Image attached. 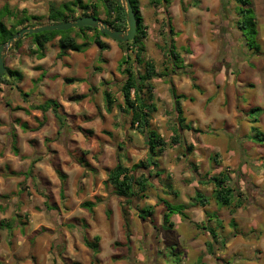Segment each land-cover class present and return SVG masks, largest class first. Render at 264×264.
<instances>
[{
	"label": "rangeland",
	"instance_id": "obj_1",
	"mask_svg": "<svg viewBox=\"0 0 264 264\" xmlns=\"http://www.w3.org/2000/svg\"><path fill=\"white\" fill-rule=\"evenodd\" d=\"M68 1L72 0H0V9L4 4H7L8 10L13 16H26L28 19L37 17L44 24L47 22L46 16L51 6L56 7L60 3ZM83 1L86 2V0ZM90 1L95 2V0ZM142 1L146 5L148 4L146 2L147 0ZM226 1L228 3L227 7L235 12L236 4L234 0ZM250 1L253 5L255 4L257 6L261 14V20L264 21V0ZM172 2L173 4H177L176 0H172ZM157 8L161 7L158 6ZM147 11L145 15L146 20L149 23L153 22L154 16L158 15L157 12L153 14V10L149 8H147ZM173 14L172 12V16ZM219 15L220 13H214V20L209 22L207 28L205 27V30L208 32L207 34L210 36V42L199 43L198 45L195 43L193 45L188 44L184 39H177L179 38L178 36L175 37L177 39L175 45L176 50L182 53V63H177V65L183 67L182 70H176V74H171V65L166 55L164 44V36L167 28H163V25L161 26L162 23L159 22V38L157 39V43L154 45L151 42V38L142 43L145 49L143 51L144 58L154 59L156 61V69L159 72L170 74L169 78L172 80L175 91L179 94L186 93L195 97L194 102H191V105L189 104V108L187 106L188 104L186 105L187 101H182L184 110L188 108L185 115L190 119V122L187 125H192V127L190 129L184 128L180 130V142L177 145H171L169 141L171 136L175 134L176 126L174 122L176 117L172 109L169 85L165 77L156 78L155 96L157 97L156 103L158 104V111L152 115V127L160 130L163 139L168 145L163 153L152 157L153 161L156 162V166H152L151 168L153 172L150 178L152 186L149 187L147 196L153 200L158 196L162 197L176 208L182 209V207L186 206L188 209L184 213L187 216L184 218L183 213H176L177 218L176 216H172L170 219L176 227H163L161 225L163 223L162 215L164 213V205L160 204L161 207H155L152 215L145 214L143 217L144 219L151 217L157 225L152 226L148 221H142L137 216V211L146 206L142 198H139L140 196H134L130 204L117 202V206L119 207L120 203V209L127 212V221H129L128 243L123 244V242H120L124 241L121 236L117 238L119 240L116 242L111 240L110 243L103 247L107 254H101L99 258H95L89 249L90 264H226L227 262L234 264L235 261L237 264H264V253L258 245L259 236L264 231V219L257 224L256 229L253 228L257 218L253 216L255 211L251 203L252 198L248 202V192L249 188L253 191L255 188H251L250 182L245 181V176L240 173L238 167L239 147L237 141L234 138H230L231 135L233 136V133L235 137L238 134L244 133L247 135L240 142L244 144V142L250 141L255 145L254 150H248L245 147L242 149L243 155L249 154V156L246 155L248 161H244L242 167L246 168L249 165L247 162L251 163L250 161L257 163V166L259 164H263L262 167L264 166V56H262V53H264V26L257 32V35L255 33L251 34V30L246 29L243 31V37H241L236 29L226 26V22L222 18L218 19L217 17ZM98 18L101 20L105 18L101 3H99ZM225 18L229 20L231 17L225 16ZM32 21L30 19L28 23ZM229 21L232 23L235 20L231 18ZM198 29L201 30L200 28ZM87 37L91 40L92 33L88 32ZM244 40L248 45L252 46L251 52L249 51V47L245 45ZM77 41L80 43L81 39ZM29 47L33 46L30 40L25 38L19 49L8 48L5 57L6 67L18 71L28 68L29 65L25 62L26 57L30 58V60L34 58L28 56ZM92 47L97 54L95 51L74 53V56L71 58L67 57L71 66H56L59 70L57 72L58 74H64L66 77H78L80 74V76L85 77L88 84L86 81H83V83H86L84 85L85 89L82 91L86 96L84 100L77 103V105L69 102V104L65 105L66 111L62 108L65 128L63 131L61 130L60 134H55L54 139L59 140L61 137L64 138V136L75 137V148H78L79 151L88 149L86 151L90 152L91 155L98 154L99 148H101L104 142L120 145L118 156L122 157L121 162L130 168L132 165L145 161L147 158L145 137L135 130H129V116L120 112L118 108L113 107L111 112L106 113L104 111V101L101 93L102 86L107 87L114 100L119 103L122 102L120 87L125 75L121 73L119 67L121 53H115L111 50L107 52V58L101 62L97 47L93 45ZM189 47L195 52V56L191 59L188 58L190 52L187 55L185 52L188 49L192 51ZM46 49L47 57L50 58L58 49L57 40L47 44ZM257 52H259L258 55H256ZM242 54L246 56L243 60H251L249 62L247 61L248 63L246 64L248 72L244 70H240L239 72L240 75L249 76V78L243 81L245 87L240 89L238 96L236 92L232 91L231 93L229 86L232 80H234V83L238 80L236 77V68L242 61L240 59V55ZM15 59L17 60V66L14 64ZM56 60L57 58L54 57L50 61H54L55 65ZM45 64L47 66L48 63L46 62ZM97 67L100 70H96ZM124 67H127V65L122 66V68ZM50 68L48 67L47 70ZM89 72L91 76H88ZM190 74H193L196 78L194 83L199 86L197 90L191 88L193 82L190 80ZM58 77L59 75H57ZM45 81L46 83L43 84L44 80L40 75L36 80L24 81L23 88H20V90L21 92L24 91L25 93L36 95V102H42L44 100L40 89H42L43 93L47 94L46 99L51 98L58 102L63 101V97L68 93L71 94L73 87L78 86L82 90L81 84H78L80 82L74 83L75 85L73 87L68 84L56 85L57 87L55 88L58 90H54L55 88L51 90L49 85L52 80L50 77H47ZM46 84H48V92L45 87ZM237 96L240 104L244 108L245 104L249 102V109L247 111L234 108L232 101ZM15 99L14 97L4 96L3 100L0 101V117L2 116L5 119L6 125L13 117L12 110H7L4 106V101L7 100L9 103L8 108H15L18 106L14 101ZM29 101L27 99V106ZM33 103L34 101L31 100L29 105H33ZM258 106L262 108V113H259V111L250 112V109L253 107L257 108ZM18 112L21 116L26 117L30 127L32 126L38 129V121L42 119L39 112H36L37 116H34L32 112L29 114L23 113L22 111ZM50 114L47 113V118L48 116L51 117L48 119L49 123L47 122L48 120L46 121L47 128L37 130L35 138L31 136L29 140V144L38 154L43 152L48 154L49 151L47 143L50 140L44 141V139L52 135L53 131H55L53 124L50 122L52 120V115ZM194 130L199 132H194ZM226 133H228V137ZM199 135L202 136L200 140L197 139ZM4 143V149L1 147L0 149L2 151H0L9 152L8 149L10 147H8L9 141L7 138H5ZM187 145H192L193 147L190 153L186 150ZM72 151L77 156L78 153H76V150ZM109 151L111 152H109V155H106V159L100 161L99 175L97 178L94 176L90 179V185L94 183L95 187L98 186L100 192L104 193L108 200L113 196L112 188L111 186L105 185L102 179H106L108 171L114 167L116 158H118L116 151L112 153V148ZM34 154L31 159L35 158ZM46 154L42 155L41 162L43 163L47 162L48 158ZM91 155L88 154L86 156L87 161H91ZM4 158L5 164L11 166L13 163L18 162L16 158L10 157L9 155L4 156ZM55 158H57V161L54 160L52 164L62 165L64 168V153H62V156L59 154ZM109 164L110 166H108ZM24 165V162L19 163V166L22 167L21 171L25 170ZM19 166H16V168ZM153 167H157V169L159 167L161 170L159 174L164 172V175L162 174V177H156V169H153ZM193 167L197 169V173L202 177L206 175H218V173L222 172L229 177V183L237 182V191L243 195L245 202L243 210L238 213L233 205L230 208L219 207L211 196L213 189L211 184L201 185L197 183L196 188L189 186L195 180L192 172ZM29 173L31 174L32 172L28 171ZM28 174H26V178L19 180L22 182H17V180L16 182L15 180L12 182L6 181V194L9 195V199L4 203L6 205V211L2 215L7 217L4 219L11 220L12 231L9 233L8 231L4 232V228H0V243L3 250L7 252L6 254L12 256V260L8 257L4 258L9 261V264H38L34 262V259L29 261V258L32 257L31 252L34 242L38 243V241H41L38 237L52 239L51 244L48 246L50 248H47L46 252H50L54 257H60V254L64 252V245L66 246L67 242L76 244L77 240H82L83 236L74 230H67L68 234L64 236V223L61 225L63 226L61 227V231H58L55 226L53 230L46 231L43 229L38 231L36 235L39 236H34L33 233H30L28 215L22 214V212L23 210L30 209L32 197L34 195L40 196L42 192L36 188L37 186L33 179L30 185L28 184V176H30ZM38 174L40 175V173ZM77 179L79 180V177ZM254 179L256 178L254 177ZM17 183H20V185L18 186ZM162 183H164V186L171 184L169 187L171 190L166 189L168 193L159 190L163 187ZM90 185L88 184L89 187H91ZM32 189H34V192H32ZM172 189L176 194L172 193ZM195 191H200L201 194L208 198L209 203L207 208L211 211V214H217L221 217L223 222L219 227H216V222L214 221L208 224L209 227L211 225L215 229V234H218V238L214 239L215 251L213 250V254L210 255L211 257L209 256L211 254L210 251L204 245V237L202 235L204 230L201 228L206 223L205 219L207 218L199 212L202 211L201 208L191 206L193 202L190 200L194 196ZM261 191H264L263 186H261ZM181 204L182 207H180ZM60 205L62 206V203ZM113 208L115 212L108 222H111L113 220L112 218L117 216L116 202H114ZM194 208H198V210ZM16 211H18V214H15ZM231 211L235 212V224L229 220L230 216H232ZM33 226L34 222L31 221L30 227L32 228ZM144 230H147V232L144 233ZM92 232L95 233V230L90 231L88 240L94 243L96 242L93 239L95 234ZM156 232H160L162 235L160 242L155 238ZM233 235H236V238L232 241V244L228 248H224L223 240L225 239V242H228ZM206 237L208 238V236ZM114 248L117 253V260L114 258L116 255L113 256L112 254L114 253ZM5 252L3 256H5ZM221 252L226 256L220 257ZM13 253H17V255ZM163 256L166 257L165 260L164 258L162 259ZM4 259L2 264H6ZM15 261H18V263ZM177 261H180V263H177ZM63 262L64 264L66 263L65 261Z\"/></svg>",
	"mask_w": 264,
	"mask_h": 264
},
{
	"label": "crops",
	"instance_id": "obj_2",
	"mask_svg": "<svg viewBox=\"0 0 264 264\" xmlns=\"http://www.w3.org/2000/svg\"><path fill=\"white\" fill-rule=\"evenodd\" d=\"M176 1H177V4H173L172 0H170L168 5H165V3L162 2L161 4L155 6V5L150 3V0H147L146 1V2H148V4H147L148 6H147L146 3H144V1L138 0V2H139V13L143 19L144 26L147 28L146 29L147 34H146V37L142 40L141 46H142V43L144 41H147L150 38H151V42L154 45L157 43V39L159 38V35H158L159 22L162 23L165 16H168L170 21H171V26L173 28V33H174L173 34V40H174L175 45H176L177 39H184L187 41L188 44H193V45H195V43L198 45L199 43L210 42V36L207 34L208 32L205 30V27L207 28V26L209 25V22L214 20L215 17H213V14L218 13L219 8H220L219 0H176ZM158 6H160L161 8H157ZM249 6L254 12V16H255V19L257 21V27L256 28H257V32H258L261 29V27L264 26V24H263L264 21L261 20V16H260L261 14H260V11L258 10L257 6L255 4L253 5L252 2L250 3ZM147 8H149L150 10H153V14L156 12L158 14V15L154 16L153 22H150V23L146 20V17H145L146 13L148 12ZM172 12L174 13L173 16H172ZM225 16L231 17L233 20H236L237 19L236 13L227 7L225 9L224 17H222L220 15L217 17L218 19L222 18V20L224 22H226V26L236 29L234 26H232L231 21H229L231 18H229V20H228L227 18H225ZM175 22H177V23H175ZM228 22H230V23H228ZM198 28H200L201 30H199ZM236 30L239 32L240 36L242 37V33L238 29H236ZM176 36H178L179 38L176 39L175 38ZM100 39L102 42H104L105 44L108 45V49H106L104 51H99V53H98L101 62H103V59L107 58L106 54H107V52H109L111 50L114 51L115 53H117V52L121 53V57H122V52L120 51L116 41H113L111 39H107L105 37H102ZM92 45H89L85 51H87V52L93 51L94 52L95 50L93 49ZM93 46H95V45H93ZM142 48H143V51H145L143 46H142ZM46 50H45L44 56L41 59H37L34 57L32 59L33 60L32 61V60H30V58L26 57L27 59L25 62L29 65V67L26 68L25 70L22 69L19 71L21 76H22V80L19 82H16V86L19 89L20 88L22 89L24 81L36 80V79H38V77L40 75L43 77V80H44L43 84L46 83L45 79L47 77L48 78L50 77V79L52 80V81H50V85H49L51 87V90H53L55 87H57L56 85L60 86V85L68 84V85H71V87H73L75 85L74 83L80 82L78 84L79 85L81 84L82 90H80L78 86L73 87L71 94L68 93L67 95H65L62 99L63 101L58 102L56 100L58 105H59L58 111L60 114H62L64 116V113L62 112V108L66 111L65 105L69 104V102L77 105V103L81 102L82 100H84L86 98L85 93H83L82 91H84V89H85L84 85H86V83L88 84V82L85 79V77L80 76V74H79V76H78L79 78H78V77H69V76L66 77V76H64V74L61 75V74L57 73L59 70H58V67H56V66H60V65L64 66V67L65 66H71V63L69 62V60H67V57L71 58L72 56H74V53H76V52L69 51L61 59H57L56 64L54 65V61H50V60H52V58L56 57V53H58V49H57V51H55L53 53V55L50 58L47 57V51ZM85 51L79 52V53H85ZM177 51L180 53V57H182L181 56L182 53L179 50H177ZM249 51L251 52L252 50H249ZM185 52H186V55L189 54V52H190V54L188 56L189 59H191L195 56V52L193 50L189 51V49H188V51L185 50ZM96 54H97V52H96ZM258 54H259V52H257L256 55H258ZM142 56L144 58V53H142ZM262 56H264V53H262ZM47 58H48V60H47ZM146 60H152L156 64V61L154 59L148 58ZM247 61L248 60L245 59V60H242L240 64H238V66L236 68L237 69L236 77L238 78V80H236V83H234V80H232L231 84L229 86L231 93H232V91L236 92L238 94V96H239L240 89L245 87L243 81L248 80V78H249V76L246 77L245 75L239 74L240 70H244V71L248 72V67L246 64L249 61L248 62ZM14 62H15L14 64L17 66V63H16L17 60L16 59L14 60ZM46 62L48 63L47 66H45ZM48 67H51V68L49 70H47ZM81 74H82V72H81ZM93 74H96V73H93ZM57 75H59L58 78H57ZM88 76H91L90 72L88 73ZM190 76H193L194 79L196 80V78L193 74H190ZM156 78H161V77L157 76L152 80V83L154 85V101L155 102H156V98H157L155 96ZM83 81H86V83H83ZM105 83H107V82H105ZM105 85H107V84H105ZM47 86H48V84L45 85L46 90L48 92L49 88H47ZM104 88L105 87L102 86L101 93L103 92ZM191 88H192V86H191ZM56 89L57 88H55L54 90H56ZM227 89H228V87H227ZM40 93H42L43 98H44L43 101H45L47 98V96H46L47 94L43 93L42 89H40ZM180 94H185L188 97L187 99H185L183 101H187L186 105L188 104L187 106L189 108V106L191 105V102H194L195 97L192 95L186 94V93H180ZM82 95H83L82 98H77L78 96H82ZM4 96L16 98L14 101L18 104V107L26 109L28 111L27 112L28 114L30 112H32L34 114V116H37L36 112H39L41 114V117H42L41 111L30 109L28 107V106H30L29 104L31 103V100L34 101L33 105L43 103V101L42 102H36V100H37L35 98L36 95H34V94L31 95L29 93V97L26 98V100H22L21 97L16 93V91L9 89L7 86H5L3 84H0V101L3 100ZM238 96L236 98H234V100L232 101V104H234L233 105L234 108H236V109L239 108V110H241V111H247L249 109V105H248L249 102L247 104H245V108H244L240 104ZM102 97H103V95H102ZM27 99L30 100L28 102V106L26 105ZM112 99L114 100L113 97H112ZM234 101H235V103H234ZM4 103H5L4 106L7 108L8 111L12 110L13 119H10V121L6 125L5 119H3L2 116L0 117V134H1L0 148L3 147V149H4L5 138L8 139V141H9L8 147H10L9 131H10V128L12 127L14 130V133L16 135L15 145H16V148L18 150V153L14 154L11 151V148L8 149L9 152H5V151L1 152L2 150L0 149L1 150L0 151V195L7 193L6 181L12 182L15 180V182H16V180H17V182H22L19 180L20 179L23 180L24 178H26V174L28 172L30 162L32 160H34L36 157H40L39 160L33 164V167L31 168L32 173L28 174V175H30V176H28V180H29L28 184L30 185L31 180L33 179L36 183V186H37L36 188L39 189L40 192H42V194H40V196L34 195V197H32V201H31L32 205H31L30 209L23 210V212H22V214L28 215L30 233H33L34 236H39V235H36V233H38V231L43 230V229L46 231L47 230H53V228L55 226H56L58 231H61V227H63L61 225H63V223H64V231H63L64 236L68 234L67 230H74V231H77L81 236L82 235L85 236L88 240V236H89L88 234H90V231H92L94 229L95 233H93V232L92 233L95 234L94 237H96V236L98 237V240H97L98 242L97 241L94 242L96 245V250H97V252L94 255L95 258H99L101 256V254H107V253H105L106 251H104L103 247L106 244L110 243L111 240L116 242L117 240H119L117 238H119L120 236L124 240V241H120V242H123V244H125V243L127 244L128 238H129V233H128L129 221H127V212L120 209V203H119V207L117 206L118 205L117 202L123 203L122 198L117 197L114 194H112L113 196L110 197L108 200L106 198V195H104V193L100 192L98 186L95 187L94 183L92 185H90V179L94 176H95V178H97V176L99 175L98 170H99V166H100V161L103 159H106V157H107L106 155H109V152H111L109 150H111V148L113 150L112 153H114L115 151L117 152L116 156L118 158H116V161H117V159L120 160V162L122 161V157L118 156L119 146L116 144L115 145L112 143L107 144L104 142L102 144L101 148H99L98 154L95 153V154L91 155L90 152L86 151L88 149H82V151H79L78 148H75V146H76V144L74 143L75 137H69V136L66 137L63 135L64 138L61 137V139H59V140L54 139V136L57 132V126H56L57 120H56V117L54 116V113L51 110H48L44 113L45 122L40 128L36 129V127H32V126L30 127L28 125L26 117L21 116L20 113L18 112V111H22L23 113H26V112H24V110L19 109L18 111H16V110H13L14 108H8L9 103L7 102V100L4 101ZM119 104H120L119 102H116V100H114V102L111 106V110L113 107L118 108L117 105H119ZM156 105H157V111H158V104L156 103ZM181 106H182V102H181ZM257 108L261 109L259 111V113H260L262 111V108L260 106H258ZM187 109L184 110V107H182L183 116L185 118V124L186 125L189 124V122H190V119L187 118L185 115V113L187 112L186 111ZM111 110H110V112H111ZM14 111H16V112H14ZM104 111L106 113H109L106 111L105 105H104ZM47 113H51L50 115H52V120H50V122L53 124V128L55 131H53L52 135L47 136L45 138V139L50 140L47 143V148L49 149L48 154H46L44 152L38 154L37 151H35L31 147V145L29 144V140H30L31 136H34V138H35L37 130L39 131L41 129L47 128V122L49 123L48 119L51 118L49 116L47 118ZM152 118H153V116H151V119H150L151 126H152ZM16 119H18V122L14 121ZM129 120H130V118L128 119V121ZM190 127H192V125H190ZM153 129L159 134L160 137L163 138V135L160 133V130H157L155 128H153ZM129 130H132V129L130 128ZM125 134H126V132H125ZM226 135L228 137V133H226ZM246 135L247 134L241 133V134H238L237 137H235V135L233 133V136L231 135L230 138L231 139L234 138L237 141V145L239 147L238 148L239 149L238 151H240L239 156H238V167L240 169L239 171L241 174H243L245 176L244 177L245 181L250 182V185L252 186L251 188H255L254 191L250 190V188H249L248 202L250 201V198H252L251 203H252L254 211H255L253 213V216L257 218V220L255 221V224L253 225V228L256 229L257 224L260 223V221L264 219L263 218L264 217V191H261V186L264 187V185H263L264 184V169H261V168H264V166L262 167L263 164H259L257 166V163L250 161L251 162L250 164H252V166L249 164L246 168L242 167L243 162H241V160H240V153H241L242 149L245 147L248 150L249 149L254 150V147H255V145L250 141L244 142V144H242L240 142V141L244 140V136H246ZM201 137L202 136L199 135V137L197 139L200 140ZM45 139H44V141H45ZM72 150H76V153H78L77 156L74 154V152ZM231 150H233V149H231ZM62 153H64V168L62 167V165L52 164L54 162V160L57 161V158H55V157L58 156L59 154L62 156ZM33 154L35 155V158L31 159ZM45 154H46V157L48 159H47V162L43 163V162H41L42 161L41 159H42V155H45ZM88 154L91 155L90 156L91 161L86 160V156ZM6 155H9L10 157L12 156L13 158H16L18 160V162L16 161L17 163H13L12 166L9 164H5L4 156H6ZM244 155L249 156V154H244ZM103 156H105V157H103ZM20 162H24V164H25L24 165L25 166L24 171H21L22 167L19 166ZM85 163L87 164V166L84 165ZM121 163L125 166V164L123 162H121ZM16 166H19V167L16 168ZM108 166H110V164ZM154 169H156L155 172L158 173V175L156 177H159L162 174L164 175V172L159 174V172L161 171L159 169V167H158V169H157V167ZM56 170H58L59 173L64 176V179H60L58 177V175L56 174ZM13 172H15V173L21 172L23 174L15 176V175H12ZM38 173H40V175ZM78 177H79V180L77 179ZM254 177L256 179H254ZM102 180L105 181L104 178ZM88 184L91 187H89ZM17 185L19 186L20 183L19 184L17 183ZM105 185L111 186L108 184H105ZM162 186L163 187H161L159 190L166 193L167 192L166 189H169L171 184H168V185L166 184L164 186V183H162ZM189 186L194 187V188L197 187L196 178H195V180H193V182L190 183ZM8 187H10V186H8ZM111 188H112V186H111ZM61 189L63 191L62 197H60V190ZM148 190H149V188H147V190L144 192V196L141 198L146 205L145 207H147V206L152 207V210H151L152 213L150 214V215H152L155 207L160 208L162 205V204L160 205L157 202L158 198H161V199H164V198L158 196L156 199H154L155 200L154 201L153 199L148 198V196H147V194L149 193ZM169 190H171V189H169ZM32 192H34V189H32ZM172 192L174 194H176V192L173 191V189H172ZM198 192H200V191H198ZM112 193H113V188H112ZM164 200H166V199H164ZM166 201L168 202V200H166ZM83 202H92L93 206H92L91 210H89L86 207H82L80 204ZM114 202H116L117 216L115 218H112L113 220L111 222H108L109 220H111V216L115 212L114 208H113ZM61 203H62V206L60 205ZM208 203H209V201H208ZM244 203L245 202H243L239 207H235V210L238 213L243 210ZM104 205H106V206H104ZM2 206H3V209L0 210V221L4 218H7V217H4L2 215V213L6 211L5 210L6 205L3 203ZM180 207H182V204L180 205ZM207 207H208V204L205 207H199L198 206V208L202 209V211H199V212L201 214H204V216H205V212L211 214V211ZM198 208H194V209L198 210ZM228 208H230V207H228ZM187 209L188 208L182 210L184 218H185V216H187L184 213L185 210H187ZM107 211H109V214H106ZM164 211H165V207H164ZM231 212H232V214H231L232 216H230L229 220L232 221L233 224H235V222H236L235 221V214H234L235 212H233V211H231ZM123 213L126 214V222H127V229L126 230L124 229V226H123V222H124L123 221ZM137 213H138V211H137ZM15 214H18V211H16ZM9 215H10V213H9ZM172 216H176V215L173 214ZM214 216H216V218L221 221L220 225H222L223 222H222L221 217H219L217 214H214ZM171 217L169 218V221H171L170 220ZM139 218L142 221H148L150 223V225H152V226H157L155 221L151 217H148L146 219H144L143 217H139ZM176 218H177V216H176ZM205 220H206V223L204 225L207 227V230H204V233L202 234L204 237V245H206L205 247H207V243H211L212 250H214V243H215L214 239L218 238V234H215V229L211 225L209 227L208 224L211 223L212 221L216 222V220L213 217H211L210 219L207 218ZM31 221L34 222V226L32 228L30 227ZM171 223H172L171 228H175L176 226L173 224L172 221H171ZM215 224H216V227L220 226V225H217V222ZM161 226H163V223ZM82 230H83V233H82ZM5 231L6 232L8 231V233H9L10 231H12V228L10 230L4 229V232ZM145 232H147V230H144V233ZM126 233H127V238H126ZM260 233H261V231H260ZM204 234L206 236H208V238ZM213 234H215V238H213ZM152 236L155 237L154 235H152ZM94 237H93V239H94ZM180 237H182V236H180ZM38 238L41 239V241H38V243L34 242L33 247H32V252H31L32 257L29 258V261H32V259H34V262L38 263V264H64L63 261L66 262L65 264H90V259H89L90 253L88 255V252H90V251H89L88 246L84 245V243L82 242L83 240H77L76 244H73V242H67L66 246L64 245V247H65L64 252L62 254H60V257H57V256L54 257L50 252H46L48 246L51 244L50 242L52 241V239H45L42 237H38ZM155 238H157L158 242H160V239H162L161 233L156 232ZM235 238H236V235H233L228 242L227 241L225 242V239H224L223 240V242H224L223 247L228 248L232 244V241ZM88 241H90V240H88ZM258 245L260 246L261 251L264 253V251H263V249H264V231L259 236ZM4 252L5 251L1 247V243H0V264H2L3 259L5 257H8L10 260H12V256L11 255L8 256L6 254L7 252H5V256H3ZM113 252L114 253H112V254H113V256H115L117 254L115 251V248H114ZM210 253L211 254H209V256L213 254V251ZM13 254L17 255V253H13ZM224 256H226V255L223 254V252H221L220 257H224ZM114 258H115V260H117L118 259L117 255ZM163 258H164V260L166 259V257H164V256L162 257V259ZM4 261L6 262V264H7V262L9 264L8 260L4 259ZM15 262L18 263V261H15ZM177 263H180V261H177ZM226 264H229V262H227ZM234 264H237V262L235 261Z\"/></svg>",
	"mask_w": 264,
	"mask_h": 264
},
{
	"label": "trees",
	"instance_id": "obj_3",
	"mask_svg": "<svg viewBox=\"0 0 264 264\" xmlns=\"http://www.w3.org/2000/svg\"><path fill=\"white\" fill-rule=\"evenodd\" d=\"M38 1V0H36ZM131 6L134 10L137 27L136 34L132 40L125 42H116L120 51L122 52V57L119 62L120 71L125 75L124 80L121 83L120 93L122 96V103L118 106L120 112L129 116V126L132 130L137 131L142 136L145 137L146 146H147V158L145 161H141L132 165L130 168L124 166L120 160L117 159L113 168H111L107 177L104 181V184L111 185L113 188V194L117 197L123 199L124 204H130L134 196H144V192L147 188L152 186L151 176L153 172L151 171L152 166H156V162L153 161L152 157L157 156L165 150L168 145L162 137L152 128L150 119L151 116L156 113L157 105L154 101V85L152 80L155 77H165L166 82L169 85V94L172 100V109L174 111L176 120L174 122L175 134L171 136L169 144L177 145L180 142V133L179 131L186 128L190 129L189 125H185V118L183 116V110L181 102L188 97L185 94H179L175 91L172 80L169 78L170 74L158 72L156 65L152 60H146L143 58V48L141 46L142 40L146 37V27L143 24V19L139 13V2L138 0H129ZM102 4L103 10L105 13V21L108 26L115 30H124L127 27L126 18L123 8L115 0H95L91 2L90 0H72L64 3H60L58 6H51L49 12L46 16V23H62L74 20L78 17L83 16H93L98 18V9L99 3ZM162 2L165 5H168V0H150V3L153 5H159ZM235 2V13L237 19L232 22V26L238 29L242 33L246 29L251 30V34L257 35V21L254 16L253 10L250 8V0H234ZM227 1H220V8L218 13L224 16L225 9L227 8ZM33 20L31 23L28 21ZM44 23V24H46ZM40 22L37 17H31L28 19L26 16L18 17L13 16L12 13L8 10L7 4H4L0 9V45L5 43L11 36H13L19 29L22 27H32L44 25ZM167 28L164 36L165 52L168 56V60L171 65V74H176V70H182L183 67L177 65V63H182L180 53L176 50L175 43L173 40V28L171 26V21L168 16H165L161 26ZM91 32L92 37L89 40L87 33ZM101 37L108 38L105 35H102L98 29L83 26L78 28H71L64 31H43L32 35H24L12 48L17 50L21 46L23 39H29L33 47H29L28 55L30 57H35L41 59L46 50V45L51 43L54 40H57L58 53L56 54L57 59H61L69 51L71 52H84L89 45H95L98 51H104L108 49V45L101 41ZM81 39L79 43L77 40ZM245 41V40H244ZM245 45L249 47V50H252V46L248 45L245 41ZM241 54V53H240ZM246 56L240 55V59L243 60ZM123 65L127 67L122 68ZM96 70H100L99 67ZM22 80V76L18 70H12L7 68V73L0 77V84L7 86L9 89L16 91V93L21 97L22 100H26L29 97V93L21 92V90L16 86V82ZM192 83V88L198 89V86L195 85L194 77L190 76ZM105 109L107 112H110L111 106L114 102L112 99L111 93L108 91L107 87L103 89L102 92ZM78 96L77 98H82ZM58 103L56 100L46 99L45 102L37 105H30V109L39 110L42 113V119L38 121V127H41L45 122L44 113L48 110H51L54 113V116L57 120V132L56 135L60 134L61 130L65 128V119L62 114L58 111ZM22 109L24 112H28L26 109L15 107L14 110ZM260 108H252L250 112L260 111ZM18 122V119L14 120ZM185 126V127H184ZM194 132H199L194 130ZM10 137V148L14 154L18 153V150L15 145L16 135L13 128H10L9 131ZM46 141L48 139H45ZM120 148V145H118ZM187 152L193 150L192 145L186 146ZM217 156V155H215ZM40 157H36L30 162V167L28 171H31L33 164L39 160ZM246 156L240 153L241 162L248 161ZM250 164L249 162H247ZM87 166V164H84ZM252 166V164H250ZM253 168V167H252ZM154 169V167H153ZM192 172L194 177L197 180L198 184L213 186L212 189V198L215 200L216 204L219 207H239L243 202V195L237 191L238 185L237 182L229 183L230 179L226 174L222 172L218 175L212 176H200L197 173V169L193 167ZM23 173H15L12 175H21ZM28 174V172H27ZM56 174L60 179H64V176L56 170ZM158 173L155 172V176ZM173 193V192H172ZM174 194V193H173ZM63 196L62 189L60 190V197ZM9 199V195L3 194L0 195V210L3 209L2 204ZM193 202L191 206L205 207L208 204V198L198 191H195L194 196L190 200ZM157 202L164 205L165 211L162 215L163 227H171L172 223L169 221V218L176 213H182V210L187 207L184 206L182 209L176 208L175 206L169 204L166 200L158 198ZM82 207H86L91 210L93 203L92 202H83L80 204ZM152 207L147 206L138 211V217H144L150 215L152 212ZM109 214V211L106 212ZM206 218H215L217 225H220L221 221L216 218V216L205 212ZM123 226L124 229H127L126 214L123 213ZM232 223V222H231ZM0 228L10 230L11 220L2 219L0 221ZM203 230H207V227L204 225L201 227ZM211 231V230H210ZM213 233V232H212ZM215 238V234H213ZM84 245L88 246L91 250L92 255L94 256L97 252L95 243H92L87 240L85 236L82 237ZM98 237H94V241H97ZM208 250L212 252L211 243H207Z\"/></svg>",
	"mask_w": 264,
	"mask_h": 264
},
{
	"label": "water",
	"instance_id": "obj_4",
	"mask_svg": "<svg viewBox=\"0 0 264 264\" xmlns=\"http://www.w3.org/2000/svg\"><path fill=\"white\" fill-rule=\"evenodd\" d=\"M124 10L127 27L124 30H115L108 26V24L93 16L78 17L74 20L62 23H50L40 26L22 27L13 36H11L5 43L0 45V77L7 73L5 65V57L8 48L13 47L16 43L24 37V35H32L43 31H64L71 28H78L83 26L98 29V31L107 36L109 39L116 42H125L132 40L136 34L137 21L134 10L129 0H115Z\"/></svg>",
	"mask_w": 264,
	"mask_h": 264
}]
</instances>
